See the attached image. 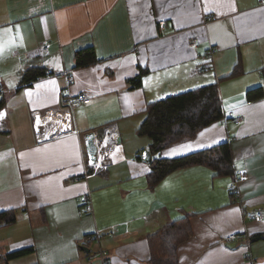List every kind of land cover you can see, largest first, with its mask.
<instances>
[{"label":"crops","instance_id":"crops-1","mask_svg":"<svg viewBox=\"0 0 264 264\" xmlns=\"http://www.w3.org/2000/svg\"><path fill=\"white\" fill-rule=\"evenodd\" d=\"M210 45L215 69L197 73ZM65 71L74 75L69 89ZM215 82L222 120L159 157L228 142L233 174L197 164L152 184L151 139L139 133L148 104ZM0 85L9 90L0 110V213L16 211L15 222L0 224V256L33 248L4 264H104L101 251L108 264H161L152 235L174 222L190 235L163 259L264 264V216L253 218L264 214V0H0ZM81 93L91 101L72 107L69 97ZM241 170L242 203L230 188ZM87 194L93 209L80 214Z\"/></svg>","mask_w":264,"mask_h":264},{"label":"trees","instance_id":"trees-1","mask_svg":"<svg viewBox=\"0 0 264 264\" xmlns=\"http://www.w3.org/2000/svg\"><path fill=\"white\" fill-rule=\"evenodd\" d=\"M81 52H78V60ZM144 74L146 71L142 70L136 78L132 79V84L140 85ZM3 99L0 101V110L5 103ZM146 112L147 116L139 128V133L151 139L150 149L154 155L150 172L152 184L159 183L175 170L197 164L209 166L219 176L233 174L232 152L228 142L177 158L159 157L163 149L192 139L203 127L222 120L224 110L216 82L150 102ZM15 220V210L0 213V224L3 226ZM182 224L185 225L183 222L180 224L174 222L165 231L160 230L152 235L154 238L160 236L159 239L162 242L161 246L157 245L154 249V260L161 264H176L175 259L172 258L175 256L176 240L181 241L190 235V229L183 227ZM32 251L33 248L28 247L0 256V264ZM164 251H169L172 255L169 260L163 259L161 254Z\"/></svg>","mask_w":264,"mask_h":264},{"label":"built area","instance_id":"built-area-1","mask_svg":"<svg viewBox=\"0 0 264 264\" xmlns=\"http://www.w3.org/2000/svg\"><path fill=\"white\" fill-rule=\"evenodd\" d=\"M164 21H161L160 24L163 26L164 25ZM199 40L197 38H194L191 42L192 46H196L198 44ZM44 48L47 50L48 46L45 44ZM215 48L214 46L210 45L205 52L200 56V63L196 66L195 71L197 73H206L207 71L210 70H214L215 66H214V60H215ZM65 76L67 79V84H68V89L70 84L72 83V81L74 80V75L71 74L68 71H65ZM9 90L4 87L3 85H0V101L4 98V95L8 92ZM91 101V97L87 96V94L85 93H81L78 96H70L68 99V103L74 107L78 104H80V102H85V103H89ZM226 121V119H224ZM245 121V117L240 115L236 118L233 119V122L236 125H241L243 122ZM227 122V121H226ZM111 141L115 142V139H111ZM98 154H99V148H98V152H97V161H98ZM103 155H106V151H102ZM99 163L96 162L94 164V166ZM107 165L105 164H100V167H106ZM248 178V173L246 170H241L239 172L236 173V176L233 180V182L231 183V194L234 198V200L241 202L242 203V191H241V184L243 181H245ZM84 207L80 208L79 213L82 214L86 211H91L93 209L92 206V200L90 197V194H87V196L85 197V201L83 204ZM264 216L263 212L258 211L253 218L254 219H261ZM237 237L236 234H231L228 236V240H233ZM101 257L104 258V264H108V259L106 257V253L105 251H101L100 253Z\"/></svg>","mask_w":264,"mask_h":264},{"label":"water","instance_id":"water-1","mask_svg":"<svg viewBox=\"0 0 264 264\" xmlns=\"http://www.w3.org/2000/svg\"><path fill=\"white\" fill-rule=\"evenodd\" d=\"M95 137L96 134L94 132H90L86 135V150L90 165H94L97 162L98 146L95 142ZM118 141L119 143L121 142V137H119ZM143 158L146 161H150L152 159V154L148 149L143 151ZM84 249L88 250L86 247H84Z\"/></svg>","mask_w":264,"mask_h":264},{"label":"snow or ice","instance_id":"snow-or-ice-1","mask_svg":"<svg viewBox=\"0 0 264 264\" xmlns=\"http://www.w3.org/2000/svg\"><path fill=\"white\" fill-rule=\"evenodd\" d=\"M0 115H2V114H0ZM180 147L183 149V148H186L187 146H183V145H182V146H180ZM174 152H175V149L173 150V153H174ZM173 153H169V154H173Z\"/></svg>","mask_w":264,"mask_h":264}]
</instances>
